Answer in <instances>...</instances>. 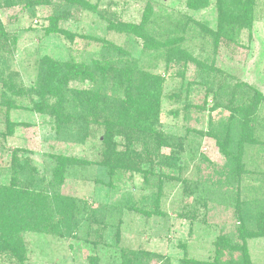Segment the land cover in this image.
Wrapping results in <instances>:
<instances>
[{"label":"rangeland","instance_id":"1","mask_svg":"<svg viewBox=\"0 0 264 264\" xmlns=\"http://www.w3.org/2000/svg\"><path fill=\"white\" fill-rule=\"evenodd\" d=\"M85 1L92 7L73 6L71 16L60 22L70 33L65 38L43 32L58 0L29 10L8 7L0 0V25L14 38L5 50L0 49L3 76L13 75L28 87L45 55L90 67L109 57L106 43L121 46L138 68L161 73L165 79L156 128L172 134L176 142L162 144L160 152L177 156L182 173L175 171L174 178H162L160 187L155 179L145 184L143 174L128 167L109 173L99 163L104 128L97 122L109 120L112 113H89L86 136L69 142L54 132L49 114L34 109L36 96L14 97L17 106L8 109L10 129L5 125V104L0 103V184L10 182L15 158H27L46 180L52 176L58 156L69 155L82 162L67 166L63 179L53 185L61 197L77 204L69 219L78 227L77 237L49 239L24 232V263L117 264L120 255L132 251L142 257L143 264H246L238 262L244 242L247 264H264V235L242 238L244 232L258 231L256 212L264 210V100L249 121L254 141L246 143L241 152L244 173L239 187H233L234 181L226 182L233 174L228 152L234 147L219 142L227 124L232 121L236 126L241 120L233 109L240 100L230 95L229 88L243 82L264 95V0H249L251 20L240 13L241 20L234 22L240 34L236 43L221 42L216 47L214 39L221 30L216 0L196 10L187 9L185 0ZM146 6L152 13L144 36L155 39L147 45L144 36L121 31L118 26L138 24ZM166 39L178 40L180 48L192 51L193 58L184 64L176 62L175 53L167 57V47L161 45ZM204 61L207 69L201 65ZM106 66L101 74L107 91L122 96L123 78L110 64ZM209 70L212 80L205 83L203 74L208 76ZM93 86L89 80H70L61 88L58 104L62 111H75L71 107L74 92ZM3 90L0 83V92ZM149 166L145 162L143 168ZM237 206L242 209L243 224L236 215ZM219 252L221 262L216 260ZM186 259L190 262H184ZM0 264L13 261L0 256Z\"/></svg>","mask_w":264,"mask_h":264},{"label":"trees","instance_id":"2","mask_svg":"<svg viewBox=\"0 0 264 264\" xmlns=\"http://www.w3.org/2000/svg\"><path fill=\"white\" fill-rule=\"evenodd\" d=\"M4 1L8 7L19 5L26 10L34 9L41 4L47 6L56 3V0L54 2L53 0ZM208 1L185 0L184 4L187 9L196 10L207 5ZM250 3L249 0H216L218 25L221 30L217 31V38L214 39L213 47L221 42L224 45L229 41L236 43L240 34L238 29H235L234 22L237 23L241 20L240 13L243 15V19L248 20L251 11ZM73 6L83 9L92 7L85 0H58L57 4L52 7L51 14L47 16V25L43 28L44 34L70 37L68 30L60 27V22L71 16L69 9ZM150 13H152L150 8L146 6L138 24L125 22L118 24V26L121 31L144 36L145 24ZM150 36H144L146 45L155 41L154 37ZM169 40L166 39V43L164 41L161 43L167 47V57L175 53L176 62L180 60L184 61V64L193 58L192 51L180 48L178 40ZM13 41L14 38L6 35L0 25V49L5 50ZM105 46L109 51L111 50L109 57H106L105 61L94 62V66L90 67L86 64L73 62V60L59 61L48 55L43 56L39 62L35 79L28 87L20 85L13 75L3 76L0 58V83L4 87V90L0 92V103L5 104L6 107L4 111V117L7 120L5 125L7 129L13 125L8 119V109L17 106L14 97H24V95L37 97V100L33 102L34 109L37 112L49 114L54 122L52 126L54 132L69 142H77L86 136V120L88 121L89 113L96 111L112 113L109 120L103 123L97 122L104 128L101 137L99 163L106 167L109 173L128 167L129 171L143 174L145 184L148 183L149 179H155L156 185L160 187L162 178H174L175 171L182 173V168L177 163V156L160 152L162 144L169 143V141L176 142L172 134L163 133L156 128L165 79L161 73L138 68L135 60H131L132 58L121 46L113 43H106ZM106 64H110L111 69L123 78L125 86L122 96H119L116 91L111 92L110 90L111 93L107 91L104 84L105 76L101 74L107 70ZM201 65L207 69V62H201ZM205 73L203 74L204 82L208 83L212 80L210 70L207 71L208 76H205ZM70 80L79 82L89 80L94 86L93 88L84 87L78 89L77 92L75 91L73 97L75 103L71 107L76 110L63 112L62 107L58 104L60 102L59 96L62 95L61 88ZM229 89L230 95L240 100L233 109L236 111L235 114L241 116V120L236 126L233 125L232 121L230 124L228 123L225 132L220 135L219 142L223 146H226L225 143H227L228 148H235L228 152L231 160L230 171L233 174L226 182L231 184L234 181L236 183L233 187H239L241 173H244L241 164V152L246 143L254 141L253 129L250 127L249 121L254 120L255 113L264 100V95L243 82H236ZM219 90L223 91L221 87ZM88 103H92L91 106H88ZM116 137H121V139L117 141ZM57 159L58 164L50 174L52 176L46 180L32 169L27 158H15L10 182L0 184V256L12 260L13 264H25L27 254L21 237L24 232L33 231L48 238H64L68 235L77 237L76 230L78 227L69 220L73 217L72 213L77 204L61 197L53 185L63 179L67 166L75 167L82 162L80 159L69 155L58 156ZM145 162L150 164L148 168H143ZM237 209L236 215H239L241 224H243L242 209L239 206ZM256 214L260 225L258 231L244 232L242 234L243 239L264 235V210L259 209ZM243 245L244 242L239 248L241 254L238 262L242 261V263L247 264L249 262L248 252ZM41 249L40 251L44 254L45 250ZM141 254H145L146 258L149 257L148 253ZM216 255L218 256L216 260L221 262L222 253L219 252ZM119 259L117 264H143L142 257L132 251L120 255ZM184 262L189 263L190 261L186 259Z\"/></svg>","mask_w":264,"mask_h":264}]
</instances>
